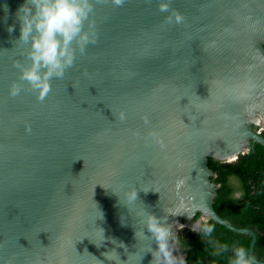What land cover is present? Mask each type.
I'll return each mask as SVG.
<instances>
[{
	"label": "water",
	"instance_id": "obj_1",
	"mask_svg": "<svg viewBox=\"0 0 264 264\" xmlns=\"http://www.w3.org/2000/svg\"><path fill=\"white\" fill-rule=\"evenodd\" d=\"M24 2L0 0V264H151L149 213L249 235L264 264L214 210L208 167L264 146V0H91L95 43L43 99L17 67Z\"/></svg>",
	"mask_w": 264,
	"mask_h": 264
},
{
	"label": "clouds",
	"instance_id": "obj_2",
	"mask_svg": "<svg viewBox=\"0 0 264 264\" xmlns=\"http://www.w3.org/2000/svg\"><path fill=\"white\" fill-rule=\"evenodd\" d=\"M123 0H114L117 5ZM7 12V8L5 6ZM161 10H165L162 6ZM93 11L91 0H25L17 9L15 16L20 25V34L17 41L29 46L28 56L31 61L27 67H20V79L27 81L34 90H38L39 98L43 99L50 90V81L53 77H63L65 70L71 67L76 56V47L83 53L90 43H95L94 31H84V22ZM16 24H9L8 33L15 31ZM11 94L17 95L20 91L18 85L13 84ZM129 202L137 200V190L132 189L126 194ZM207 222V221H206ZM145 227L151 234L156 247L150 246L147 253H151V264H187L185 256L181 253V240L178 233H182L185 225L177 224L175 229L167 223V219L158 218L149 213ZM192 231L197 228L193 227ZM206 235L213 231L210 225L201 229ZM103 239H106L101 229ZM137 237V233H135ZM143 235L144 232H143ZM111 243L117 245L115 239ZM118 247H125L121 242ZM226 250V249H225ZM115 251V250H112ZM110 251L103 253L106 259L111 260ZM233 264H254L243 247L233 249ZM102 264V261H100Z\"/></svg>",
	"mask_w": 264,
	"mask_h": 264
},
{
	"label": "trees",
	"instance_id": "obj_3",
	"mask_svg": "<svg viewBox=\"0 0 264 264\" xmlns=\"http://www.w3.org/2000/svg\"><path fill=\"white\" fill-rule=\"evenodd\" d=\"M261 135L264 137V130ZM208 167L218 186L214 210L234 227L255 232L253 255L264 262V146L252 143L247 154L229 164L209 159ZM237 193L239 195L235 196ZM199 216L201 214L197 213L194 220ZM205 225L213 228L210 234L202 230L189 232L187 228L178 234L187 264H233L234 248L243 247L249 253V235L233 233L212 220L203 227Z\"/></svg>",
	"mask_w": 264,
	"mask_h": 264
},
{
	"label": "flooded vegetation",
	"instance_id": "obj_4",
	"mask_svg": "<svg viewBox=\"0 0 264 264\" xmlns=\"http://www.w3.org/2000/svg\"><path fill=\"white\" fill-rule=\"evenodd\" d=\"M258 129V128H257ZM260 132L262 131V130H259ZM236 195H239V193H237ZM235 195V196H236ZM200 218H201V216H199L198 218H196L195 220L193 219L192 220V223L193 224H195V223H197L199 220H200ZM206 223V221L204 220V221H202V223H201V227H200V229L198 230V231H192V230H190V229H188V231L189 232H195V233H197V232H199L200 230H201V228L203 227V225Z\"/></svg>",
	"mask_w": 264,
	"mask_h": 264
},
{
	"label": "rangeland",
	"instance_id": "obj_5",
	"mask_svg": "<svg viewBox=\"0 0 264 264\" xmlns=\"http://www.w3.org/2000/svg\"><path fill=\"white\" fill-rule=\"evenodd\" d=\"M236 196H238V195H236ZM179 234V233H178ZM191 264H193V263H191Z\"/></svg>",
	"mask_w": 264,
	"mask_h": 264
}]
</instances>
